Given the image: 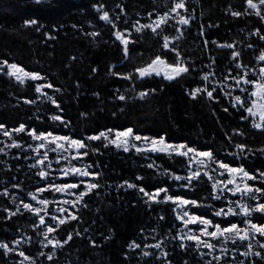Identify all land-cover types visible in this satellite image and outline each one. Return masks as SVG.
Listing matches in <instances>:
<instances>
[{"label":"trees","instance_id":"obj_1","mask_svg":"<svg viewBox=\"0 0 264 264\" xmlns=\"http://www.w3.org/2000/svg\"><path fill=\"white\" fill-rule=\"evenodd\" d=\"M100 4L112 20L120 16L116 23L121 30L130 29L127 57L123 45L115 38L112 24L100 19V10L94 7ZM185 4L182 14L190 19L179 31L172 21L155 31L150 28L137 31L132 27L136 21L149 24L157 14L171 9V1L0 0V62L15 61L42 74L40 80L20 83L9 77L6 69L0 72V124L9 131L24 123L28 128L55 130L60 135L84 139L89 145L84 162L90 171L100 174L92 180L99 186L73 210L77 217L49 234V238L67 240L72 233L71 240L56 247L49 261L47 255L40 253L53 252V246L41 244V227H32L38 225L36 217L22 208L16 212L17 200L28 199L29 191L42 186L41 180L29 166L31 162L21 160L27 154L19 147L0 152V240L10 247L12 240L22 237L19 248L35 264H206L212 259L201 256V251L191 243L180 246L177 239L180 225L174 205L162 199L164 193L154 202L139 187L123 183L129 181L149 192L167 185L171 194L203 201L200 206H192V210L219 221L211 215L214 202L209 180L200 176L193 180L192 187L185 189L183 185L187 182L175 180L171 173L187 176L186 158L125 152L101 139L87 140L93 133L133 127L142 136L164 135L173 143L187 142L201 150L210 148L225 162L242 163L254 173L256 169L264 171V151L259 150L264 145V130L253 128L249 120H241V115L247 116L246 112L229 102L240 93L234 91L232 97L225 96L224 92L230 91L226 88L228 82L215 85L218 100L209 98L206 92L190 95V90L198 86H212L213 81L242 72L236 61L250 68L258 67L256 57L264 49V40L254 30L259 28L264 33V6L260 7L261 15H257L245 0H185ZM236 11L242 15H233ZM27 19H36L38 23L25 24ZM93 32L97 34L92 35ZM164 36L170 38L169 48L163 47ZM172 48L178 50L189 72L169 81L156 76L140 78L133 71L150 63L157 54L175 63ZM233 51L240 56L232 57ZM229 68L233 73H228ZM115 72L132 73L133 79L116 76ZM204 73L212 74L208 81L203 80ZM49 81L55 87L44 88V95L40 96L35 91L36 83L47 85ZM144 90L147 93L139 96ZM120 94L126 99H118ZM49 96L59 101V107L52 104ZM53 114L65 119L54 121ZM237 128L244 134L233 131ZM12 139L22 140L25 145L30 136L13 132L6 141L11 143ZM237 143L246 144L252 151L244 155L235 147ZM235 151L240 154L230 155ZM252 183L264 186V180ZM6 188L17 198L1 194ZM6 209L15 214L9 216ZM252 215L256 222H264L261 214ZM224 220L237 222L236 218ZM157 240L167 251L166 258L154 247ZM132 241L141 247L129 248ZM145 251L152 255H143ZM20 258L17 253L6 254L0 248V264H19L23 260ZM226 259H234L235 264L240 260L245 264H264V256L243 257L236 253Z\"/></svg>","mask_w":264,"mask_h":264},{"label":"snow or ice","instance_id":"obj_2","mask_svg":"<svg viewBox=\"0 0 264 264\" xmlns=\"http://www.w3.org/2000/svg\"><path fill=\"white\" fill-rule=\"evenodd\" d=\"M246 4L256 10L257 15H261V10L258 7V4L264 6V0H245ZM100 10V19L107 21L112 24L115 29L114 35L122 43L123 51L127 57L130 52L129 41L131 39V31L129 28L125 27L122 30L118 27L116 20L120 19V16L117 15L116 20H112L109 12L103 10L104 5H94ZM121 11H124V6L120 5ZM186 8L185 0H174V6L170 9L171 13H176L179 16L180 22L182 24H187L189 22V17H185L178 13V9ZM155 11V9H153ZM169 12H164L163 14H157L155 21H151L149 24H140V21H136L133 24V28L137 31L142 30L143 28H151L155 31L161 24H163L166 19L169 17ZM233 15L240 16L241 12L236 11ZM148 16L151 17L152 13L149 12ZM264 19V16H262ZM25 24L35 25L38 23L36 19H27L24 21ZM91 23V22H90ZM257 35L260 36L261 40H264V33L261 32V29L257 28L254 30ZM97 33L93 32L92 35ZM169 37L164 36L163 47L169 48ZM208 43V41H205ZM232 45H229L231 47ZM249 47H252L249 45ZM171 51L176 53V62L170 63L167 59L159 54L151 60L150 63L134 68V72L138 73L139 77H145L152 73L160 74L163 72L164 76L167 79H173L180 76L183 73L190 71L189 66L184 63L181 59L180 53L176 48H172ZM232 57H239L240 53L233 51L231 53ZM257 61L264 62V49L260 51V54L256 57ZM237 67L243 69L242 72H235V74L227 75L223 80H217L212 82V86L208 84H203L198 86L193 90H190V95L195 97L197 93L206 92L208 97L211 99H219L218 96H215L214 93L218 91L215 87L216 84H224L226 81H234V83L228 84V87L233 90H239L240 94H236L234 98L230 99V104L236 107L242 108L247 116L241 115V120H251L252 126L256 129L264 130V63H261L258 67H248L236 61ZM5 66L7 68V74L14 76L15 79L21 83L25 82V78H31L32 80H39L42 78V74L38 71H29L21 64L13 61L9 62L7 59L0 62V72L5 71ZM96 71V69H93ZM233 69L229 68L228 73H233ZM252 73V75H249ZM116 76H122L126 79H133L132 73L128 72H115ZM210 73L203 74V80L208 81L210 79ZM47 87L53 88V85L50 81L47 83ZM44 85L41 83H36L35 91L37 93L42 92ZM222 90V89H220ZM148 90H144L138 93L139 96L143 97ZM152 91H155L154 89ZM246 94V95H245ZM225 96L232 97L233 93L231 91H225ZM52 104L59 107V101L55 98L49 96ZM118 99L124 100L126 97L123 94L118 96ZM29 103L33 101L29 100ZM227 110V109H226ZM62 112L63 109H60ZM54 121H63L65 118L63 115L53 114L51 117ZM67 125H65L66 127ZM0 130H3V135L9 137L13 132H28L32 139L38 141L39 143L35 146L29 144L26 145L28 148L35 147V150L39 152L40 149H46L43 152H39V158L35 160V164L42 166L39 171V176L45 178L48 175L52 174L46 171L47 169L52 168V160L49 158V151L54 153V159L57 162L72 157V160L69 164L64 165L62 170H58L56 174L64 177L70 178L66 183H50L45 182L43 186L37 187L35 191H29L28 196L32 197L33 200H38L40 206H36L32 203L20 201L24 209L30 210L38 219L39 225H44L46 230L43 232V236L47 238L46 244L53 246V252L44 253L41 252L40 255H47L49 261L52 260L54 255V250L56 247L62 246L68 243V240H71L72 233L68 234L67 240H59L55 237L49 238V234L56 231L60 225L65 224L66 221L75 219L77 213L75 211L71 212V215L65 214L63 217L56 215V212L66 213L69 210H66L63 206H58L55 211L47 209L50 201L47 198H41L38 196V193H44L46 190H52L56 193H69L71 192L75 199L65 200V203L77 205L84 200V197L91 192L93 189L97 188L99 185L87 180V177H95L100 174L94 170H89V166L84 164L83 166H78L74 161L79 160L81 157H87L89 153L84 149H87L89 145L85 142L84 139L76 138L73 135H60L55 130H38L37 128H28L24 123H20L18 127L11 130V132L5 127L4 124H0ZM234 132H239L244 134L241 129L237 128L233 130ZM88 140H100L103 139L116 147H123L125 151L129 147H134L136 151H145L150 150L152 152H162L172 154L175 153L180 156L188 157L189 164H195L196 170L193 171L189 169L187 177H181L175 172L171 173V177H174L175 180L187 179L188 183L184 184L185 189L193 186V180L200 177V173L204 171V166H207L208 169L212 168V165H218L216 171L219 172L220 179L213 177L211 171H205L204 174L212 180V198L220 199L221 196L226 193H231L233 195L240 194V199L232 200L231 197H226L228 199V205L226 206L227 210L220 208L215 210V217H229L231 216H241L242 219L240 222H233L232 220L221 219L219 221L215 220L212 217H209L206 214H199L197 211L192 210V206H200L203 201L194 198H188L185 195H176L171 194L167 185L163 187H156L154 191H147L143 186L134 185L129 183V181H124V184H127L129 187H139V190L148 197L149 200L158 202L160 199V194L164 193L162 199L165 202H173L176 209V217L178 220L182 221V226L187 229V235H180L181 247L186 246L187 241H194L196 249L208 248L212 251L207 252V256L212 257L208 260L206 264H213L215 261L216 264H235L234 259H226L229 253L237 252V248L229 247L228 242L231 241L233 244L239 241H248L247 247L243 250V256H249L254 254L255 256H264V251H257L253 247L251 241L256 240V243L260 245L261 249H264V222H256V218L252 215L254 212L262 214L264 217V186H258L255 183H250L249 181L264 180V171L256 169V173L250 171L245 167L244 164H233L225 162L223 159L219 158L212 149L201 150L194 146H189L187 142L173 143L168 141L164 135L160 136H142L139 132L135 131L133 127L126 128H114V129H104L98 133H93L87 137ZM231 139V137H229ZM134 141H140L141 143L136 144ZM23 144L22 140L12 139L11 146L19 147ZM53 145L55 147H53ZM241 153L247 155L252 151L244 143H237L235 145ZM264 151V145L259 149ZM5 147H0V152H5ZM93 151L98 152L99 149H93ZM236 153L235 155H239ZM19 155V153L17 154ZM47 161L46 167L45 162ZM168 171V170H165ZM83 186V190H81ZM15 187H20V185H15ZM75 190V191H73ZM4 194L8 195V190L4 189ZM15 195V194H13ZM245 197H248L255 201L254 204H249ZM9 212V216L14 215L10 209H6ZM20 211V207L16 208V212ZM45 215H50L54 217L55 227L53 223L47 222L45 220ZM189 225H196V230L188 228ZM38 225L33 224L32 227L36 228ZM143 231V229L141 230ZM208 237V239H204ZM260 237L261 239H257ZM22 237H17L11 241L12 245H20ZM215 241V243H214ZM95 243V241H93ZM41 244L45 245V241L41 240ZM129 248H139L140 244L136 241H132L128 245ZM145 248L152 247V245H145ZM154 247L161 250V255L167 257V251L163 250V246L160 240H157L154 244ZM0 248L5 250V253L16 251L19 253L20 257L24 259L19 261V264H25V261H31V264H35V260L26 254V252L19 247L12 248L9 247V244L3 240H0ZM219 249V252L216 253V250ZM215 253V254H214ZM201 256H204L205 253L201 252ZM143 255H152V253L145 251ZM170 264V262H167ZM239 264H245L244 260H240Z\"/></svg>","mask_w":264,"mask_h":264},{"label":"rangeland","instance_id":"obj_3","mask_svg":"<svg viewBox=\"0 0 264 264\" xmlns=\"http://www.w3.org/2000/svg\"><path fill=\"white\" fill-rule=\"evenodd\" d=\"M170 1H171V5H172L171 8H172V7L174 6V0H170ZM257 3H258V2H257ZM258 7L260 8L261 5L258 4ZM250 8H251V7H250ZM251 9H252L254 12H256L255 9H253V8H251ZM260 9H261V8H260ZM183 10H184V9H178L177 11H178V13H179L180 15H183V16H184V14H182ZM168 12L170 13L169 17H168V18L166 19V21H165L163 24H161L159 27L163 26L164 24H166V23L169 22V21H172V22H173V25H176V26L178 27L177 30L179 31L180 28L185 27V26L188 25V23H187V24H182V23L180 22L179 16H178L176 13H171L170 10H169ZM185 17H186V16H185ZM103 21H104V20H103ZM152 21H155V19L152 20ZM105 22H107V21H105ZM159 27H158V28H159ZM149 28H150V27H149ZM158 28H157V29H158ZM150 29H151V28H150ZM151 30H152V29H151ZM115 38H116V36H115ZM116 40L119 41L117 38H116ZM119 42H120V41H119ZM170 42H171V41L169 40V44H170ZM120 43H121V42H120ZM121 44H122V43H121ZM258 63H259V65H260L261 63H264V62H260V61H259ZM259 65H258V67H259ZM258 67H256L257 70H258ZM5 69H6V72H7V68H6V66H5ZM7 75H8V74H7ZM137 75H138V73H137ZM181 75H182V74H181ZM249 75H252V73H249ZM8 76L11 77L14 81L19 82V81H17V80L15 79L14 76H10V75H8ZM138 76H139V75H138ZM150 76L161 77V78H163V79H165V80H169V81H170V79H167V78L164 76L163 72H161L159 75L156 74V73H152V74H150V75H147V76H145V77H140V78H146V77H150ZM178 77H179V76H178ZM178 77H175V78H173V79H171V80H174V79H176V78H178ZM39 80H40V79H39ZM27 81H37V80H32L31 78H25V82H27ZM228 82H229V84L234 83V81H230V80H229V81H226V82L224 83V85H226ZM20 83H21V82H20ZM44 88H47V85H44ZM44 88H43V89H44ZM226 88H227V90H230L232 93H233L234 91L239 92V90H233V89H230V88L228 87V85H227ZM38 94H39L40 96H41V95H44L43 90H42V92H40V93H38ZM245 95H246V94H245ZM233 98H234V97H233ZM235 107H236V106H235ZM246 115H248V113H246ZM249 121H250V124L252 125L250 119H249ZM252 127H253V126H252ZM253 128H254V127H253ZM255 129H256V128H255ZM257 130H260V129H257ZM10 132H11V131H10ZM24 133L30 136V141L28 140L27 143H26V142L24 143L25 145L21 144V145L19 146V149L22 150L23 152H25V153L27 154V155H24V158L21 159V160H22V161H25V162L30 161L31 163L29 164V166H30L31 168H33V170H35V173L39 176V171L41 170V167H42V166L36 165V164H35V160L39 158V152H43V151H45L46 149H40L39 152H37V151L35 150V147H33V148H28V147H26V145H29V144L35 146V144H37V143H39V142L33 140L32 137H31V135H30L28 132L25 131ZM9 137H10V136H9ZM9 137L4 136V135H3V130H0V147H5L6 149L10 148L9 145H10L11 143H9V142L6 141V139L9 138ZM87 140H88V139H87ZM101 140H103V139H101ZM103 141H105V140H103ZM105 142H106L107 144L111 145L112 147L118 149V150L125 151L123 147H116L115 145H112L111 143H108L107 141H105ZM133 143L139 144V143H141V142H140V141H134V140H133ZM11 147H12V146H11ZM53 147H55V146L53 145ZM84 150H85V149H84ZM131 151H133V152H135V153H140V154H153V155L160 154V155H166V156H174V155H176V156H180V155H177V154H175V153H172V154L170 155V154H168V153H162V152H159V151H157V152H152V151H150V150H145V151H140V152H138V151H136V149H135L134 147H129L128 150L125 151V152H131ZM234 153L236 154V151H235ZM235 154H230V155L237 156V155H235ZM181 157L186 158V160L188 161V157H185V156H181ZM49 158L52 160V165H53V166H52V168H50V169H47V168H46V171H48L49 173H52V174L48 175V176L45 177V178H41V177L39 176V178H40V180H41L40 183L42 184V186H43V184H44L45 182L57 183V184L68 182L70 178H68V177H64V176H60V175H58V174H56V173L58 172V170H62V168H63L64 165L69 164V162L72 160V157L69 156L68 158H66V159H64V160H61L60 162H57V161L54 159V153L51 152V151H49ZM74 162L77 163L78 166H83L84 164H86V163L84 162V157H81L79 160H76V161H74ZM46 164H47V161L45 162V167H46ZM188 167H189V168H188V171H187V176H188L189 169H192L193 171L196 170V166H195V164H189V163H188ZM218 167H219V166H218V165H215V164L212 165V168H211V169H208L207 166H204V171H202V172L200 173V176H205V177L209 180V182H210V184H211V187H212V180H210V179L208 178V176H206V175L204 174V172H205V171H211V173H212V175H213L214 178H216V179H220L221 177H220V175H219V172L216 171V169H218ZM187 176H185V177H187ZM93 178H94V177H87L86 179L92 182ZM181 180H184L185 182L188 183V180H187V179H181ZM249 182L252 183L253 181H249ZM6 189H7V188H6ZM7 190H8V189H7ZM81 190H83V186H81ZM73 191H75V190H73ZM1 194H4V191H2ZM13 194H14V193H12L10 190H8V195H13ZM4 195H5V194H4ZM8 195H5V196H8ZM37 195L40 196L41 198H47V199H49V201H50L49 205H47V206H43V207H46L47 209H51L52 211H55V209H56L58 206H63L66 210H69V211H67L66 213H60V212H56V213H55L56 215L61 216V217H63L65 214L71 215V212H72L73 210H75V208H76V207L78 206V204H79V203H78L77 205H72V204L65 203V200H69V201H70V200L75 199V196H74L71 192H69V193H56V192H53L52 190L49 189V190H46L44 193H38ZM212 195H213V194H212ZM14 197H16V196L14 195ZM226 197H231L232 200H238V199L241 198V197H240V194H235V195H233V194H231V193H226V192L221 196L220 199H213V198H212V201L214 202V205H212V206L210 207V210H211V215H212L213 217H215V216H214V212H215V210H218V209H220V208H224L225 211L227 210L226 206L228 205V199H227ZM16 198H17V197H16ZM245 200H246L249 204H254V203H255L254 200H252V199H250V198H248V197H245ZM20 201H21V200H19V201L17 200V207L19 206V207L22 208L23 210H26V211L30 212L33 216H35V214H33L30 210L24 209L23 206L21 205ZM25 202L32 203V204H34V205H36V206H40L38 200H33L32 197H30V196H28V199H26ZM169 202H170V201H169ZM171 203H173V202H171ZM173 205H174V203H173ZM254 213H258V212H254ZM174 214H175V217H176V209H175V205H174ZM258 214H260V213H258ZM261 215H262V214H261ZM35 217H36V216H35ZM215 218H217V219L236 218V219H237V222H240L241 219H242L241 216H231V215H230L229 217H215ZM45 220H46L47 222H51V223H53V224L56 223V222L54 221V217H53V216H50V215H45ZM176 220H177L178 224L180 225L179 228H178L177 239H178V241H179L180 243H182L181 240H180V235H187V229H186L184 226H182V221L178 220L177 217H176ZM36 222L38 223V219H37V217H36ZM38 226L41 227V236H42V239L45 241V246H52V245H48V244H46V240H47V238H45V237L43 236V232L46 230V227H45L44 225H39V223H38ZM187 227H188V228H192L194 231L196 230V225H189V226H187ZM178 234H180V235H178ZM204 239H208V237H204ZM257 239H261V238H260V237H257ZM251 242L253 243V247H254L256 250L259 249V250L264 251V249H261V248H260V245L256 243V240H253V241H251ZM188 243H191V244H193V245L195 246V242H194V241H187V242H186V245H187ZM214 243H215V241H214ZM247 243H248V241H243V242H242V241L237 240L236 243L233 244L231 241H229V242H228L229 247H230V248H231V247H235V248H237V252H235V253H229L228 256L233 257V256H235L236 253H238V254H240L241 256H243L242 253H243V250L247 247ZM243 246H244V249H243ZM10 247H12V248H17V247H19V245H12V244H11ZM156 249H157V248H156ZM199 250H200L201 252L205 253L204 256H207V255H206L207 252L212 251L211 249H208V248H200ZM218 252H219V249L216 250V253H218ZM9 253H17V255H19V253L16 252V251L9 252ZM214 254H215V253H214ZM253 255H254V254H250L249 257H252ZM243 257H247V256H243ZM21 258L24 259L23 257H21ZM21 258H20V259H21Z\"/></svg>","mask_w":264,"mask_h":264}]
</instances>
